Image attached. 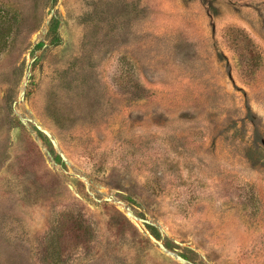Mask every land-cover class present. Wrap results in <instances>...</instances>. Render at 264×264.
<instances>
[{"label": "rangeland", "instance_id": "obj_1", "mask_svg": "<svg viewBox=\"0 0 264 264\" xmlns=\"http://www.w3.org/2000/svg\"><path fill=\"white\" fill-rule=\"evenodd\" d=\"M0 264H264V0H0Z\"/></svg>", "mask_w": 264, "mask_h": 264}, {"label": "trees", "instance_id": "obj_2", "mask_svg": "<svg viewBox=\"0 0 264 264\" xmlns=\"http://www.w3.org/2000/svg\"><path fill=\"white\" fill-rule=\"evenodd\" d=\"M57 158V161L59 162V161H61L60 160V158H58V157H56ZM82 213V212H81ZM83 215H79V223H78V229L80 230V232L82 233V232H84V233H88V227H86V226H84L85 225V223H84V220H83V217H82ZM122 218V217H121ZM73 221V220H72ZM83 224V225H82ZM121 227H123V226H121ZM147 232L155 239V240H159L160 239V237H159V234H158V232L155 230V228L154 227H152V226H147ZM48 258H49V262L51 263V259H50V257L48 256ZM43 259H45V257H43Z\"/></svg>", "mask_w": 264, "mask_h": 264}]
</instances>
